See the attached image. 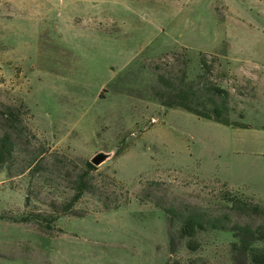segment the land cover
Masks as SVG:
<instances>
[{
    "label": "rangeland",
    "instance_id": "obj_1",
    "mask_svg": "<svg viewBox=\"0 0 264 264\" xmlns=\"http://www.w3.org/2000/svg\"><path fill=\"white\" fill-rule=\"evenodd\" d=\"M160 74L230 92V125L163 104ZM12 113L0 264H236L167 208L264 223L232 201L264 205V0H0V135ZM80 174L102 199L62 213Z\"/></svg>",
    "mask_w": 264,
    "mask_h": 264
},
{
    "label": "trees",
    "instance_id": "obj_2",
    "mask_svg": "<svg viewBox=\"0 0 264 264\" xmlns=\"http://www.w3.org/2000/svg\"><path fill=\"white\" fill-rule=\"evenodd\" d=\"M159 82L163 88L157 92L160 101L168 106L181 107L189 112L214 120L223 124L230 125L229 104L230 92L217 85H209L206 92H200L192 82H182L176 84L171 79L160 74ZM17 115L10 114L8 121L10 129L4 130L0 135V166L9 163L17 154V137L21 133L17 132L14 124L17 122ZM36 153L31 154L28 159L27 167L34 164L37 160ZM41 163H37L34 169H38ZM89 167L94 165L87 163ZM101 198L96 190V185L88 182L84 174L76 179L75 191L73 196L61 204L62 213H73L75 204L84 194ZM235 207L242 206L247 211H251L264 218V205L260 203L247 202L235 198L232 200ZM30 197H27L29 205ZM107 209H111L109 205ZM170 218L178 222L177 234L179 239H186L187 247L191 251H197L201 247L199 233L210 229H220L232 234L234 240L230 244V250L236 264H264V223L253 225L251 223L235 222L230 225L227 216H210L196 207L186 208H167ZM175 242L172 241L174 248Z\"/></svg>",
    "mask_w": 264,
    "mask_h": 264
},
{
    "label": "water",
    "instance_id": "obj_3",
    "mask_svg": "<svg viewBox=\"0 0 264 264\" xmlns=\"http://www.w3.org/2000/svg\"><path fill=\"white\" fill-rule=\"evenodd\" d=\"M107 158H108V154L104 152H100L92 158L91 162L95 165H98L102 163L104 160H106Z\"/></svg>",
    "mask_w": 264,
    "mask_h": 264
}]
</instances>
